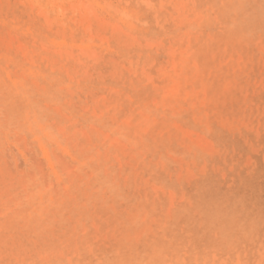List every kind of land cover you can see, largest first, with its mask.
Returning <instances> with one entry per match:
<instances>
[{
	"label": "rangeland",
	"instance_id": "rangeland-1",
	"mask_svg": "<svg viewBox=\"0 0 264 264\" xmlns=\"http://www.w3.org/2000/svg\"><path fill=\"white\" fill-rule=\"evenodd\" d=\"M0 264H264V0H0Z\"/></svg>",
	"mask_w": 264,
	"mask_h": 264
},
{
	"label": "bare ground",
	"instance_id": "bare-ground-1",
	"mask_svg": "<svg viewBox=\"0 0 264 264\" xmlns=\"http://www.w3.org/2000/svg\"><path fill=\"white\" fill-rule=\"evenodd\" d=\"M72 78V77H71ZM46 154V153H45ZM56 192V191H55ZM16 213V212H15ZM2 237H3V235H2ZM92 251V250H91ZM13 255V254H12Z\"/></svg>",
	"mask_w": 264,
	"mask_h": 264
}]
</instances>
